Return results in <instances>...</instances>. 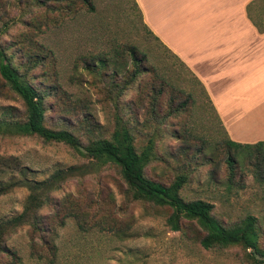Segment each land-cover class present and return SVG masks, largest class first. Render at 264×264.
<instances>
[{"label":"rangeland","instance_id":"1","mask_svg":"<svg viewBox=\"0 0 264 264\" xmlns=\"http://www.w3.org/2000/svg\"><path fill=\"white\" fill-rule=\"evenodd\" d=\"M92 1L94 9L78 3L73 12H60L53 4L18 6L16 0H0L2 45L18 50L22 63L28 57L21 46L40 54L31 74L33 83L50 91L45 100L46 124L58 128L67 123L84 143L100 134L109 137L117 112L138 124V144L146 143V135L157 130L159 158L147 173L169 182L197 161L183 196L210 201L214 214L226 224L248 214L257 216L264 248V183L254 177L246 158L242 164L247 170L239 171L234 182L229 180L221 145L226 130L199 80L148 32L133 0ZM251 2L254 18L247 8L248 16L264 31L259 27L264 26V0ZM133 46L146 53L143 66H153L160 75L156 82L158 90L163 87L160 94L150 90L151 72L122 92L108 84L114 78L120 84L126 81L124 75L131 72L126 61ZM139 56L145 58L143 53ZM102 59L108 61L106 68L100 67ZM4 105H14L25 114L23 100L8 87L0 90V106ZM210 144L215 148L213 162L204 161L200 153ZM0 155L17 156L32 170L31 180L45 179L57 169L83 167L82 174L67 178L52 192L53 203L41 210L50 228L45 238L57 243L62 264H253L251 249L240 245L202 247L194 235V231L203 234L197 222L185 221L187 234L172 230L167 224L169 208L133 199L117 166L97 165L65 143L38 135L0 134ZM28 194V187L22 185L0 195V219L20 213ZM31 233L29 226H22L8 239L21 248L23 264H37L30 256ZM36 241L42 243L38 236Z\"/></svg>","mask_w":264,"mask_h":264},{"label":"trees","instance_id":"2","mask_svg":"<svg viewBox=\"0 0 264 264\" xmlns=\"http://www.w3.org/2000/svg\"><path fill=\"white\" fill-rule=\"evenodd\" d=\"M16 2L18 6L22 4H44L46 6L53 4L58 7L60 12L67 10L73 12L78 3L94 9L92 0H16ZM133 2L143 19L137 0H133ZM252 3L249 4L248 9H251ZM250 9V16L254 18ZM145 26L149 33L167 47L146 24ZM259 27L264 29V26L259 25ZM167 48L171 50L169 47ZM10 49V47L5 48L0 41V76L2 80L0 90L8 87L10 91L20 96L25 104V114L22 115L18 107L14 105L0 106V134L38 135L45 141H56L69 145L97 165L117 166L129 186L133 199L167 207L171 210L167 224L172 230L183 231L187 234L188 228L185 221L188 224L197 222L203 234L200 231H194V235L205 249H225L240 245L245 250L251 249L249 257L253 264H264V248L261 244L262 228L257 216L248 214L239 222L226 224L214 214V204L210 201L202 198L188 199L183 196L182 190L189 182L190 171L196 167L193 165H196L197 161H191L189 167H185L169 182L152 178L147 173V169L159 158L156 149L158 131L153 130L152 133L146 135V143L138 144V124L134 123L132 118H125L119 112L116 114L115 129L109 137L100 134L97 137H90L87 143H84L67 123L58 128L48 126L46 124L47 105L45 100L50 91L47 86H41L43 84L33 83L34 75L31 74L41 61L40 54H34L30 49L25 50L21 46V52H25L28 57V62L22 63L18 60L20 59L18 55L21 53L13 49L10 51ZM130 53L131 58L126 61V68L131 72L124 75L126 81L120 84L114 78L108 84L122 92L134 86L145 73L151 72L153 79L149 82L150 90L155 94H160L163 87L158 90L156 86V82L160 78L156 68L153 66L144 67L142 64L143 60H147L146 53L136 46L130 49ZM139 53H143L145 58H141ZM100 61V67L106 68L108 61L105 59ZM130 64L132 65L131 69L128 68ZM186 67L194 75L187 65ZM199 82L210 99L205 86L200 80ZM181 106L183 109L186 108L187 100L183 101ZM212 107L222 122L213 103ZM226 134L227 138L221 141V145L225 148V162L230 173L231 183L235 181L239 171L243 173L247 170L242 164V160L245 158L248 161L247 164H251L249 165L251 166L250 171L254 177L264 183V140L256 143H241L232 140L227 132ZM214 150L212 144L207 148L200 149L201 157L205 158L204 161L213 162L215 160ZM30 171L32 170L22 164L17 156L0 155V195L22 185H26L29 189L23 210L11 217L0 219V264L24 263L21 248L8 243L10 235L22 226H29L32 232L31 242H29L30 256L37 260V264H62L58 259L57 243L45 238V233L50 228L46 225L41 210L53 203L52 192L57 190L63 181L71 176L82 174L84 169L81 165L57 169L42 180L29 179ZM37 236L42 241L40 245L36 241Z\"/></svg>","mask_w":264,"mask_h":264},{"label":"crops","instance_id":"3","mask_svg":"<svg viewBox=\"0 0 264 264\" xmlns=\"http://www.w3.org/2000/svg\"><path fill=\"white\" fill-rule=\"evenodd\" d=\"M251 1L137 0L145 24L203 83L241 143L264 140V31L248 16Z\"/></svg>","mask_w":264,"mask_h":264}]
</instances>
